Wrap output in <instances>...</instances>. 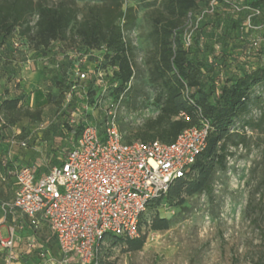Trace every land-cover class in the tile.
<instances>
[{
	"label": "rangeland",
	"instance_id": "obj_1",
	"mask_svg": "<svg viewBox=\"0 0 264 264\" xmlns=\"http://www.w3.org/2000/svg\"><path fill=\"white\" fill-rule=\"evenodd\" d=\"M106 1L0 0V26L12 23L9 12L15 16L18 10L23 15L0 50V241L9 237L11 228L16 230L14 264H46L42 252L53 257L58 253L47 225L34 229L28 220L9 214L7 205L15 198V172L29 167L46 174L64 161L76 140L69 127L78 118L102 123L106 110L117 108L120 129L126 140H133L159 114L156 97L161 88L150 77L157 48L149 37L147 22L157 17L161 0H123V11L133 8L136 17L134 27L123 31L125 41L133 48L134 69L123 94L118 95L107 78L103 87L95 82H77L69 70L67 55L85 51L78 28L84 21L93 20L98 13L93 11ZM60 5L73 16L65 38L48 48L38 47L35 37L40 10ZM207 11L208 6L202 4L189 19L184 47L191 59L206 58L216 66L221 85L227 75H235L240 63L248 70L256 66L241 60V34L234 25L235 17ZM123 25L124 21L120 23ZM194 37H204L200 50L196 44L189 46L188 40ZM258 61L263 66L264 55ZM92 69L95 72V65ZM65 77L75 79L78 88L60 87L59 79ZM209 77L205 72V80ZM90 91L95 93L92 98ZM16 97H25L22 109L34 113L41 110L40 120L19 117L11 125L1 103ZM96 101H101L100 108H95ZM227 144L225 168L216 167L209 191L186 197L183 206L163 200L157 208L145 211L142 233L147 232L146 225L156 214L171 221L168 231L148 232L144 248L133 253L126 252L124 243L107 240L100 246L101 262L264 264V83L252 88L248 112L235 120ZM195 177L193 173L189 181ZM6 256V252L0 255V264H5Z\"/></svg>",
	"mask_w": 264,
	"mask_h": 264
},
{
	"label": "trees",
	"instance_id": "obj_2",
	"mask_svg": "<svg viewBox=\"0 0 264 264\" xmlns=\"http://www.w3.org/2000/svg\"><path fill=\"white\" fill-rule=\"evenodd\" d=\"M211 2L212 0H161V9L157 17H152L147 22L150 28L149 37L157 48L150 77L153 83L161 88L156 97L159 114L154 120L146 123L135 139L126 140L125 138V143L158 141L163 144H172L181 132L199 126L201 120L208 121L211 126L207 148L190 168L187 176L174 181L166 194L150 201L147 209L157 208L163 200L176 201V206H183L186 197L210 190L216 167L225 168L228 156L227 141L235 120L248 112L252 88L264 83V65L259 66L258 61V58L264 55V47L258 52L254 51L251 48V41L257 33L246 31L244 28L245 18L250 14L245 10L246 7L260 12L255 19V24H264V0H219L213 9L210 7ZM202 4L208 6L207 12L210 15L232 14L235 17L234 25L241 34V60L256 68L248 70L243 63H240V67H237L234 72L235 75H227L225 82L220 85L218 83L220 73L216 72V66L213 63H208L206 58L191 59L189 57L184 47L183 35L187 32L189 19ZM93 12H98L94 19L84 21L77 30L81 48L85 49L84 52L102 51L101 60L97 61V57L94 60L93 57L88 65L90 67L95 65V71H104L106 78L116 86L115 92L118 95L123 94L134 77L131 61L133 48L125 41L123 35L124 30H130L135 25L134 9L129 8L123 11V0H107L102 8H97ZM8 14L12 18V23L5 22L0 26V50L23 16L18 10H15V16H12L10 12ZM72 21V13L63 5L56 8H42L35 37L38 47L48 48L51 43L64 39ZM122 21H124L123 28L120 26ZM203 41L204 37H194L189 46L196 44L197 49L200 50ZM68 65L70 72L74 73L71 61H68ZM205 72L210 74L207 80H205ZM74 80L65 77L59 79V85L72 89L73 86H77ZM77 82L80 81L77 80ZM82 83L92 84L94 81L90 78ZM94 95L95 93L90 91L91 98ZM47 99L50 102V98ZM24 100L25 97L7 98L1 103V109L8 114L11 125H15L19 117L33 121L40 120L41 110L34 113L29 109L21 108ZM181 113H185L187 118H180ZM96 124L99 127L102 125L97 122ZM83 126V122H77L69 127L76 139L80 136ZM2 136V129H0V141ZM63 162L58 166H61ZM34 172L38 177L49 174V172L46 174ZM193 173H196V177L189 181ZM13 182L16 193L15 175H13ZM142 217L138 225L139 238L128 239L106 235L98 248V260H100V246L107 240L124 243L127 246L126 252H139L146 244L148 232H163L170 229L171 221L156 214L146 225L147 232L142 233ZM51 235L54 236L52 233ZM52 240L57 244L55 237ZM99 263L103 264L101 260Z\"/></svg>",
	"mask_w": 264,
	"mask_h": 264
},
{
	"label": "built area",
	"instance_id": "obj_3",
	"mask_svg": "<svg viewBox=\"0 0 264 264\" xmlns=\"http://www.w3.org/2000/svg\"><path fill=\"white\" fill-rule=\"evenodd\" d=\"M218 1L212 0L211 9ZM245 10L250 14L244 28L257 33L251 48L258 52L264 47V24H255L259 11L248 7ZM188 43L191 44L190 39ZM101 52L67 55L78 81H88L92 73L96 84L105 85L106 73L94 72L88 65L93 57L100 61ZM100 104L96 101L95 108H100ZM180 118L186 119L187 115L181 113ZM80 120L83 130L61 166L44 177H38L30 168L14 174L17 190L13 202L7 205L9 214L28 220L34 229L46 223L58 247L54 257L41 253L46 264H100L98 248L106 235L139 238V221L150 201L166 194L174 181L187 176L207 148L211 131L209 122L201 120L199 126L181 132L172 144H127L117 108L106 110L100 127L84 118L72 123ZM15 231L11 228L9 237L0 241V255L7 253L5 264H14L17 259Z\"/></svg>",
	"mask_w": 264,
	"mask_h": 264
},
{
	"label": "crops",
	"instance_id": "obj_4",
	"mask_svg": "<svg viewBox=\"0 0 264 264\" xmlns=\"http://www.w3.org/2000/svg\"><path fill=\"white\" fill-rule=\"evenodd\" d=\"M16 219V218H15ZM16 221V220H15ZM42 224H44V225H46V223H42ZM55 245H56V249H57V251H58V247H57V244L55 243Z\"/></svg>",
	"mask_w": 264,
	"mask_h": 264
}]
</instances>
